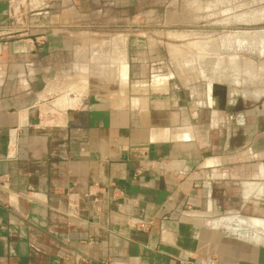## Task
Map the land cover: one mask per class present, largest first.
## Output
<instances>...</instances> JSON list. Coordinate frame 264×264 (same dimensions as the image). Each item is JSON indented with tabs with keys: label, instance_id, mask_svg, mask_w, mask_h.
Listing matches in <instances>:
<instances>
[{
	"label": "crops",
	"instance_id": "crops-1",
	"mask_svg": "<svg viewBox=\"0 0 264 264\" xmlns=\"http://www.w3.org/2000/svg\"><path fill=\"white\" fill-rule=\"evenodd\" d=\"M138 3L0 0V264H264L262 92L68 93L81 19Z\"/></svg>",
	"mask_w": 264,
	"mask_h": 264
},
{
	"label": "rangeland",
	"instance_id": "rangeland-1",
	"mask_svg": "<svg viewBox=\"0 0 264 264\" xmlns=\"http://www.w3.org/2000/svg\"><path fill=\"white\" fill-rule=\"evenodd\" d=\"M138 1L123 22H112V14L81 19L80 66L66 79L72 99L117 88L125 64L137 67L129 84L144 66L143 79L156 93L165 78L172 89L193 82L205 95L212 82L221 94L262 92L264 101V0ZM138 46L154 51L136 53Z\"/></svg>",
	"mask_w": 264,
	"mask_h": 264
},
{
	"label": "built area",
	"instance_id": "built-area-1",
	"mask_svg": "<svg viewBox=\"0 0 264 264\" xmlns=\"http://www.w3.org/2000/svg\"><path fill=\"white\" fill-rule=\"evenodd\" d=\"M14 16H15V15L13 14V16H12V17L14 18ZM14 19H15V18H14Z\"/></svg>",
	"mask_w": 264,
	"mask_h": 264
}]
</instances>
